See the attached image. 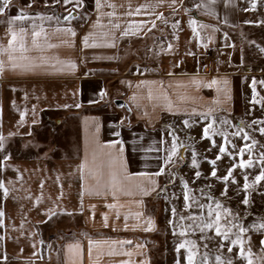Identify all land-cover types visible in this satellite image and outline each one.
Segmentation results:
<instances>
[{
    "label": "crops",
    "instance_id": "obj_1",
    "mask_svg": "<svg viewBox=\"0 0 264 264\" xmlns=\"http://www.w3.org/2000/svg\"><path fill=\"white\" fill-rule=\"evenodd\" d=\"M21 8L32 19L11 26L17 32L12 51L7 21ZM241 25L240 0H100L99 8L96 0L82 6L12 0L0 14V134L19 147L18 157L0 164V181L9 189L2 201L4 257L13 264H176L174 235L165 232L158 256L155 242L163 225L157 196L179 153L178 145L173 162L164 165L170 133L193 138L198 122L224 121L236 111L239 69L228 66L223 45ZM157 26L165 27L164 36ZM215 46L212 65L205 57ZM9 52L29 58L17 63L36 67L13 69ZM47 136L50 150L31 157L32 139ZM160 167L165 172L152 175ZM141 188L155 190L143 195ZM48 210L56 213L50 219ZM51 231L57 235L49 236L46 252L40 236Z\"/></svg>",
    "mask_w": 264,
    "mask_h": 264
},
{
    "label": "rangeland",
    "instance_id": "obj_2",
    "mask_svg": "<svg viewBox=\"0 0 264 264\" xmlns=\"http://www.w3.org/2000/svg\"><path fill=\"white\" fill-rule=\"evenodd\" d=\"M240 3L242 25L235 32L227 33L226 44L223 45V47H226L228 66L239 69L237 92L235 93L238 102L236 111H234V114L227 116L224 121L217 116H211L209 119L198 122L194 128L196 135L193 138L184 136L185 140H183L178 136L177 139H179L180 144L178 143L177 166L172 169L168 183L164 184V193L157 196L161 200L158 214L163 222L160 227V235L155 240L157 243V256L165 245V232L168 230L174 235L176 240L174 243L178 247L184 244L185 241L193 242L184 247L186 249L179 248V264H187L189 248L197 253L195 256L196 264H201L205 252L208 253L209 264H215L217 254H221L225 259H232L233 264H248L247 250L249 247L252 252L253 264H264V250H262L260 243L261 240H264V230L252 227L253 224L258 225L264 222V180L253 184L255 177L264 170V165L261 164V154L264 153V134L259 131L261 127H264V83H261V81H264V52L260 51L261 48H264V0H255V8H252V0H240ZM154 30L158 35H165V27L163 26H157ZM179 31L180 28L176 27L174 35L179 36ZM217 43V40H215L214 44L218 45ZM218 56L219 46H215L213 49L208 50L205 59L213 65L218 61ZM135 61L137 62V59L130 60V62ZM253 80L256 81V100L261 101V103L253 102ZM254 121L256 123H253ZM208 125H211V134L205 137L204 128ZM54 130L51 129V133ZM237 132L242 134L243 137L246 133L248 139L241 138L240 134L235 135ZM221 133H226V136L221 135ZM49 139V136L41 140L32 139L31 143H34L33 151L35 154L31 153L32 155H29L31 157L43 156V152H47L52 146ZM239 141H241V145L235 147V144ZM253 141H256V143L253 144ZM225 143L226 146H224ZM4 144L5 148L0 150V164L5 155H9L11 158L18 157L17 154L15 155L19 147L18 142L4 140ZM245 145L248 148H245ZM221 146L226 147V153H220ZM241 148L245 149L243 155L240 154ZM193 152L196 153L198 167L192 164ZM218 156L219 159H217ZM213 160L216 161L215 165L211 163ZM241 160H251L252 164L251 166L241 167ZM213 167L216 170L215 177L211 175ZM229 169L232 172L228 181L225 182L223 179H219L228 175ZM197 171L201 173L199 178L195 175ZM245 176H247V182L250 185L247 190L243 188ZM185 181L188 184L190 198L188 203L191 204L189 208L185 207L184 201L185 189L183 182ZM226 185L227 195H222L221 193ZM3 195V190L0 189V209H2ZM245 196L249 199L248 205L242 203ZM216 201L221 203L222 209L230 208L234 214H238V219L222 216V225L227 227V220L243 225L248 229L247 232L241 234V238L245 242V256H240L239 245H231L230 240L222 241V238L216 235L214 227L204 229L201 232L199 218L203 215L204 220L207 221V205L211 204L215 209ZM201 204L205 205L203 209L199 207ZM173 207L176 209L175 216L172 214ZM181 216H184L185 219L181 220ZM189 217H196L197 219L193 220ZM0 219H3V217ZM170 220L173 223H169ZM59 221L61 220L59 219L56 223ZM165 222L167 223L165 224ZM56 223H52V226ZM3 230L4 224L0 226V237H2L0 239V264H13L8 258L5 259L4 257ZM182 230L184 235H180ZM237 232L238 229L234 228L232 234H230V239H235ZM51 235L56 236L57 234L51 231L40 236L46 243V252L49 251L50 245L47 242L50 240L49 236ZM221 242L225 244V248L220 249L218 253V245ZM205 245H207V248H205ZM229 246L232 247V252L227 251ZM152 250H155L154 246ZM6 254L10 256L9 253Z\"/></svg>",
    "mask_w": 264,
    "mask_h": 264
},
{
    "label": "snow or ice",
    "instance_id": "obj_3",
    "mask_svg": "<svg viewBox=\"0 0 264 264\" xmlns=\"http://www.w3.org/2000/svg\"><path fill=\"white\" fill-rule=\"evenodd\" d=\"M56 2L59 3L60 0H56ZM11 3H12V0H0V14H5L6 10L11 6ZM63 3L66 4V5L75 3V4H78V5L82 6L83 5V0H63ZM173 3H175V0H173ZM96 6H97V8L100 7V0H96ZM202 6L203 7H207V5H197V7H202ZM28 7H31V4H28ZM255 7H256L255 0H252V8H255ZM70 16H71V12H69V16L64 17V19L68 20ZM160 16L162 18V14H160ZM26 19H32V17L27 15L24 12V10L21 8V9H19V12H18L17 15L9 17V19L7 21L8 25H9V32L11 33V39L9 40L8 45H9V49H12V51H15V49L12 46H13L14 42L17 39V32L13 31L11 26L16 21H23V20H26ZM48 19H51V17H48ZM189 24L195 26L197 24V21L194 20V19L189 20ZM154 26H155V23L153 22V27ZM33 27L35 28V25H33ZM173 27L174 28L178 27V22L176 24H173ZM192 30L195 33L196 32V27H193ZM20 31L24 32L25 30L24 29H20ZM65 31L71 32L72 35H75V32L72 29H70V28L69 29H65ZM39 35H40V32H33V36L34 37L39 36ZM87 41H88V37L85 36L84 37L85 47L88 46ZM50 47H52V45H50ZM168 48L171 49L172 45L169 44ZM0 51H3V50H0ZM24 51H27V49H25L24 46L21 45V52H24ZM260 51L264 52V48H261ZM189 54H191V53H189ZM17 59H19L20 61H28L29 60V58L27 56L21 55L20 57H16V56L12 55L11 52H9L8 60L11 62L10 66L13 69H16V68L31 69V68L36 67V65L32 64V63H17L16 62ZM72 66L74 67V65H72ZM3 70H4V61L0 60V72H3ZM215 83H217V81L213 80L212 84H215ZM225 83H227V82L225 81ZM261 83H264V81H261ZM255 84H256V81L253 80V102L261 103V101L256 100ZM208 86L211 87L212 85L209 84ZM104 95H105V93L103 91H101L100 92V96L103 97ZM64 107H69V105H64ZM76 107H79V104H77ZM20 119H21V122H23L24 113L20 114ZM33 123H35V121H33ZM121 123H123V121H121ZM184 123H185L186 126L188 125V121L187 120H185ZM253 123H256V122L254 121ZM259 131L262 134H264V127H261L259 129ZM210 134H211V125H208L207 127L204 128V136L208 137ZM239 134H240L239 132L235 133V135H239ZM9 135H13V133H9ZM115 135L119 136L120 133L116 132ZM170 135H172V143H171L170 149L166 150L167 154H166V158H164V161H163L164 165H168L169 163H172L173 162V157H175L176 154H177V147H178L177 137L175 136L174 133H170ZM221 135L226 136V133H221ZM243 138L245 140L248 139V136H247L246 133H245ZM111 143H116V142H111ZM120 143L122 144V141H120ZM255 143H256V141H253V144H255ZM4 148H5L4 136L2 134H0V150H3ZM245 148H248V146L245 145ZM225 151H226L225 147L221 146L220 147V153L223 154V153H225ZM244 151H245V149L241 148L240 149V154L243 155ZM120 152L121 153L123 152V147L122 146L120 148ZM219 158L220 157L218 156L217 159H219ZM8 159H10V156L9 155H5L4 156V160H8ZM211 163L213 165H215L216 161L213 160V161H211ZM192 164H193V166L198 167L197 160H196V153L195 152H193ZM251 164H252L251 160H248V161L241 160L240 166L241 167L251 166ZM261 164L264 165V153L261 154ZM80 167L83 168L84 165L82 164ZM233 167H235V165H233ZM164 172H165V167H160L159 171L154 173V174H152V175L159 176V175L163 174ZM231 172H232V170L229 169L228 170V175H226V176H224L222 178H219V179H223L225 182H227L228 179H229V176H231ZM138 175H148V174L147 173H139ZM195 175H196L197 178H199L201 173L199 171H197L195 173ZM211 175L214 176V177L216 176L215 167H213V171H212ZM247 179H248L247 176H245V183L243 185V188L245 190H247L250 187V185L247 182ZM262 180H264V170H262L255 177V180L253 181V184H256V183H258V182H260ZM113 182H115V176H113ZM151 183L155 184L156 182L153 180ZM183 183H184V189H185V192H184L185 207L189 208V207H191V204L188 203V201L190 199L189 195H188V184H187L186 181L183 182ZM0 189H3V194H4L5 197H7L9 189L7 187H5L3 181H0ZM154 190H155L154 188L153 189H147V188H141L140 189V191H141V193L143 195H148L150 191H154ZM221 194L222 195H227V185L225 186V189H224V191ZM113 195H115V192H113ZM242 203L244 205H248L249 204V199L247 198V196H245L243 198ZM108 207L111 208V207H113V205H108ZM199 207L201 209H203L205 207V205L201 204V205H199ZM221 209H222V205H221V203L219 201L215 202V209L212 207L211 204H208L207 205V218H208L207 221L204 220L203 215L199 218L200 221H201V223L199 225L200 230H201V232H203L204 229H212L214 227L216 235L221 237L222 241H229L230 240V244L231 245H233V246L239 245L240 246V256L243 257V256H245V249H244V243L245 242H244V239L241 238V234L247 232L248 229L245 228L243 225L234 223L232 221H227V220H226V223L228 224V226L225 227V225H222L221 224L222 216L233 217V219H238V214H234L230 208H223L222 211H221ZM46 214L49 216V219H50L51 216L55 215L56 213L53 212L52 210H48V212ZM172 214H173V216L176 215V209L174 207L172 208ZM3 216H4V212H3L2 209H0V218H2ZM180 219L184 220L185 217L181 216ZM189 219L195 220L197 218L196 217H189ZM106 221H107V217H105V224H106ZM148 223H149V227L151 228L152 227V221L149 220ZM169 223H173V221L170 220ZM2 225H3V219H0V226H2ZM252 227L253 228H258L259 230H264V222H261L258 225L257 224H253ZM234 228L238 229V232L235 234V239H230V234H232V230ZM180 235H184V231L183 230L181 231ZM0 239H2V237H0ZM41 243H43V241H41ZM190 243H193V242L185 241L184 244L179 245L177 251H179V248L186 247ZM260 243H261V246H262V250H264V240H261ZM91 245H92V241H89V251L90 252H91ZM205 248H207V245H205ZM224 248H225V244L223 242L219 243V245H218V253H219L220 249H224ZM232 250L233 249L230 246L227 248L228 252H232ZM196 255H197V253L195 251H193L192 248H189V253H188V256H187V264H196V261H195V256ZM251 256H252V252H251V248L249 247V249L247 250L248 264H253ZM5 259H6V256H5ZM176 264H179V260H177ZM201 264H209V258H208V253L207 252L204 253L203 260H202ZM215 264H233V260L232 259H225L221 254H217L215 256Z\"/></svg>",
    "mask_w": 264,
    "mask_h": 264
},
{
    "label": "water",
    "instance_id": "obj_4",
    "mask_svg": "<svg viewBox=\"0 0 264 264\" xmlns=\"http://www.w3.org/2000/svg\"><path fill=\"white\" fill-rule=\"evenodd\" d=\"M194 17L196 18L197 16L194 15ZM115 105L120 109H125L128 112L130 111L128 105L123 100H116Z\"/></svg>",
    "mask_w": 264,
    "mask_h": 264
},
{
    "label": "built area",
    "instance_id": "obj_5",
    "mask_svg": "<svg viewBox=\"0 0 264 264\" xmlns=\"http://www.w3.org/2000/svg\"><path fill=\"white\" fill-rule=\"evenodd\" d=\"M178 143H179V141H178ZM179 144H180V143H179ZM163 188H164V185H163ZM163 188H162V190H161V193H162V194L164 193Z\"/></svg>",
    "mask_w": 264,
    "mask_h": 264
},
{
    "label": "trees",
    "instance_id": "obj_6",
    "mask_svg": "<svg viewBox=\"0 0 264 264\" xmlns=\"http://www.w3.org/2000/svg\"><path fill=\"white\" fill-rule=\"evenodd\" d=\"M130 114V112H128Z\"/></svg>",
    "mask_w": 264,
    "mask_h": 264
}]
</instances>
